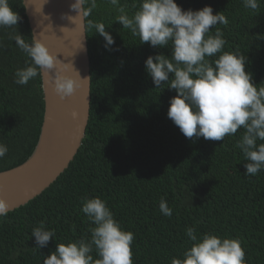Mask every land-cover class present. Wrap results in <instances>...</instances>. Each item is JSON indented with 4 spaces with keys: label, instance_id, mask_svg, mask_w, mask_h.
Masks as SVG:
<instances>
[{
    "label": "trees",
    "instance_id": "1",
    "mask_svg": "<svg viewBox=\"0 0 264 264\" xmlns=\"http://www.w3.org/2000/svg\"><path fill=\"white\" fill-rule=\"evenodd\" d=\"M184 10L211 6L222 11L227 25L217 24L226 41L224 51L246 57L245 70L257 87L264 86V0L259 9L242 0H175ZM20 19L0 26V143L8 152L0 172L23 163L32 153L42 123L44 102L40 71L26 85L14 73L30 58L15 44L19 33L32 36L21 0H8ZM138 0H96L84 18L90 67L89 118L81 145L68 167L40 195L0 217V264H43L55 243L90 238L94 225L81 212L82 199L99 197L119 222L134 234L133 264H170L190 246L188 227L197 235L211 232L241 242L246 264H264V170L246 176L247 163L236 142L243 129L223 141L186 138L167 117L175 90L155 88L144 67L150 55L170 49L141 44L123 28L118 7L131 16ZM90 6V5H86ZM102 22L115 43L88 27ZM212 57L209 59H215ZM258 143H260L258 141ZM161 200L172 210L165 216ZM43 222L55 232L47 246L35 248L32 229ZM93 258H98L95 251Z\"/></svg>",
    "mask_w": 264,
    "mask_h": 264
},
{
    "label": "clouds",
    "instance_id": "2",
    "mask_svg": "<svg viewBox=\"0 0 264 264\" xmlns=\"http://www.w3.org/2000/svg\"><path fill=\"white\" fill-rule=\"evenodd\" d=\"M108 3L118 6L119 0ZM242 3L255 12L260 0H242ZM95 7L96 0H75L70 5L80 19L89 17ZM133 7L131 16L124 7H118L120 14L116 22L139 37L141 44L170 49L168 56L150 55L144 61L155 88L167 83L176 92L169 100L167 117L189 139L223 141L225 136L243 129L236 147L247 161L245 175L255 176L264 170V86L257 87L252 82V74L245 70V55L223 50L226 44L223 32L219 28L214 34L210 32L217 24H228L223 12L213 14L207 5L198 10H184L175 0H138ZM19 19L8 0H0V26L17 25ZM87 24L103 38L106 49L115 43L102 22L88 20ZM13 39L31 61L27 67L15 71L16 84L26 85L37 77L38 69L55 67L53 55L34 36L31 43L19 33ZM212 57L216 58L209 59ZM77 86L71 77L61 74L53 82L54 91L61 99L72 95ZM71 115L75 119L77 113ZM7 152V146L0 143V159ZM159 209L165 216L172 215L164 200L160 201ZM8 212L7 202L0 198V217ZM81 212L94 225L90 238L55 243V250L44 256L43 264H133L134 234L121 228L105 201L85 197ZM185 234L190 246L183 251L182 258H171L170 264H246L238 239L222 238L211 232L197 235L195 227H188ZM31 236L35 238V248H43L55 232L41 222L32 229ZM93 251L98 258H93Z\"/></svg>",
    "mask_w": 264,
    "mask_h": 264
},
{
    "label": "water",
    "instance_id": "3",
    "mask_svg": "<svg viewBox=\"0 0 264 264\" xmlns=\"http://www.w3.org/2000/svg\"><path fill=\"white\" fill-rule=\"evenodd\" d=\"M74 2L22 0L31 36L53 55L55 67L39 69L44 110L32 153L20 165L0 172V198L7 202L9 212L27 204L56 180L73 160L85 135L90 105V67L83 19L76 17L78 13L70 8ZM58 74L71 77L78 85L73 94L64 99L53 88ZM72 112L77 113L75 119Z\"/></svg>",
    "mask_w": 264,
    "mask_h": 264
},
{
    "label": "bare ground",
    "instance_id": "4",
    "mask_svg": "<svg viewBox=\"0 0 264 264\" xmlns=\"http://www.w3.org/2000/svg\"><path fill=\"white\" fill-rule=\"evenodd\" d=\"M22 1V0H21ZM23 5V4H22ZM25 12V11H24ZM27 18V17H26ZM83 36L84 38L86 39V36H85V26H84V18H83ZM87 54H88V50H87ZM88 58H89V55H88ZM41 79V78H40Z\"/></svg>",
    "mask_w": 264,
    "mask_h": 264
}]
</instances>
